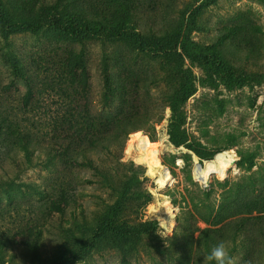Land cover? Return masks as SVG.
I'll return each instance as SVG.
<instances>
[{
    "label": "rangeland",
    "instance_id": "rangeland-1",
    "mask_svg": "<svg viewBox=\"0 0 264 264\" xmlns=\"http://www.w3.org/2000/svg\"><path fill=\"white\" fill-rule=\"evenodd\" d=\"M0 239V264H264V0H0Z\"/></svg>",
    "mask_w": 264,
    "mask_h": 264
},
{
    "label": "trees",
    "instance_id": "trees-1",
    "mask_svg": "<svg viewBox=\"0 0 264 264\" xmlns=\"http://www.w3.org/2000/svg\"><path fill=\"white\" fill-rule=\"evenodd\" d=\"M3 16L6 17L5 14H3ZM57 23H59L64 30H66L69 34H72V35H77V34H80L82 32L88 31L87 28L84 29L83 25L79 26V25H75V24H73V25L61 24V22H59V21ZM25 25L28 26V27L32 26V24H30V23H26ZM79 64H80V62H79L78 54H76L75 52H71L70 55H69V58H68V70H70V71L73 70L76 67V65H79ZM184 97L185 96L183 95L179 99L183 100ZM171 109H172L173 112L175 111L173 106H172ZM169 133H170V134H168L169 140L174 145H178V144L184 143L185 140H186L185 137L182 136L178 132L177 124L174 121H170L169 122ZM217 152H219V150L214 151L213 156H215V154ZM110 225H111L110 222H108V224H100L97 227V229L94 231L93 235L90 237V242L94 243L96 241V239L99 238L103 233H105L109 229H111ZM4 245H5V243L0 239V247H3ZM64 260H66V258H60V259L56 260L53 264H61V263H63Z\"/></svg>",
    "mask_w": 264,
    "mask_h": 264
},
{
    "label": "bare ground",
    "instance_id": "bare-ground-1",
    "mask_svg": "<svg viewBox=\"0 0 264 264\" xmlns=\"http://www.w3.org/2000/svg\"><path fill=\"white\" fill-rule=\"evenodd\" d=\"M132 138H133V141L136 142V147L138 149H140L141 152L144 153L142 158H146L148 160L149 165L151 164V165L155 166L157 164V161H158L157 149H154L151 147L149 139L143 134L135 135ZM130 148H131V146H129L128 149H130ZM204 168L207 169L208 172L217 171V172L223 173L225 170V163L222 159V156L218 155V156H215L213 159L204 161ZM159 180L161 181V183L163 182L162 179H159ZM159 185H160V183H159Z\"/></svg>",
    "mask_w": 264,
    "mask_h": 264
},
{
    "label": "clouds",
    "instance_id": "clouds-1",
    "mask_svg": "<svg viewBox=\"0 0 264 264\" xmlns=\"http://www.w3.org/2000/svg\"><path fill=\"white\" fill-rule=\"evenodd\" d=\"M213 174H216L218 176V179L220 180L225 179V175L215 173V171L209 173L207 169L202 170L201 173V175L205 178ZM158 187L162 188L163 183H161ZM161 208H163L168 213V215L171 216L170 204H162L160 206V209ZM160 209H158V212ZM213 261L215 262V264H234V261L230 255V249L224 240L219 241L216 245L211 248L210 253L205 255L203 264H211V262Z\"/></svg>",
    "mask_w": 264,
    "mask_h": 264
}]
</instances>
